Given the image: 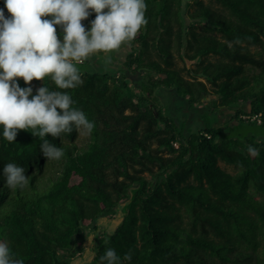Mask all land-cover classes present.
Instances as JSON below:
<instances>
[{"label":"trees","instance_id":"1","mask_svg":"<svg viewBox=\"0 0 264 264\" xmlns=\"http://www.w3.org/2000/svg\"><path fill=\"white\" fill-rule=\"evenodd\" d=\"M212 1L0 0V73L32 58L0 80V264H72L86 223L89 264H264V0ZM103 9L119 76L39 47L44 14L83 45ZM167 93L231 122L186 129Z\"/></svg>","mask_w":264,"mask_h":264},{"label":"crops","instance_id":"2","mask_svg":"<svg viewBox=\"0 0 264 264\" xmlns=\"http://www.w3.org/2000/svg\"><path fill=\"white\" fill-rule=\"evenodd\" d=\"M129 0H122L121 7L124 11L127 10V4ZM135 8H133L134 10ZM102 11V13H101ZM96 15V31L92 38L85 41V44H81V39L70 37L65 38L61 37L64 41L58 42L61 45H75V47L70 52H75V56L80 58L83 61V64H86L90 71H102L110 74L119 75L123 69L124 62L131 52L130 39L124 40L114 28L109 24L107 17V9L101 10ZM40 23L43 24L44 29L39 30L36 35L39 39V35L43 37L58 39L56 37V18L50 14L46 13L42 17ZM41 33V34H40ZM37 41V40H36ZM41 49H55L56 46H49L46 44H40L37 42ZM8 68V66L6 67ZM136 79V77H134ZM173 93V92H172ZM166 99H164L165 108L167 110H175V116L173 117L179 124L188 123L193 125V119L195 114L190 113L191 111H183L178 109V98L174 97L173 94L167 93ZM181 121V123H180ZM86 251L78 253L76 261L78 264H89L93 261V257L89 255L90 248L92 247L91 240L95 238L94 235H86ZM74 263V262H73ZM75 264V263H74Z\"/></svg>","mask_w":264,"mask_h":264},{"label":"rangeland","instance_id":"3","mask_svg":"<svg viewBox=\"0 0 264 264\" xmlns=\"http://www.w3.org/2000/svg\"><path fill=\"white\" fill-rule=\"evenodd\" d=\"M134 1V7H135V9L134 10H136V9H138V7L140 6V0H133ZM205 2H207V3H212L215 7H217V5L212 1V0H205ZM101 13H102V11H101ZM44 29V27H43V24L42 23H40V26H39V30H41V32H42V30ZM41 34V33H40ZM35 39L37 40V42L39 41L40 42V44H47L48 45V47L49 46H51V45H53V46H56V45H58L59 43L58 42H62V41H64L61 37H58V39H53V38H49V40L45 37H43V35L41 34V36L39 35V39H38V37L36 36L35 37ZM66 41V40H65ZM64 41V42H65ZM72 54H76L75 52H71ZM30 61H32V58L29 60V61H23L22 62V65H21V69H17L16 68V65L14 66V65H7L8 66V68H4V71H2L1 73H0V80H2V79H6V78H8L10 75H14V76H17V75H23L25 78H30L31 77V73L30 72H28V70H29V66H28V62H30ZM75 62V60H74V58H72L71 59V61H68V63H74ZM13 64V63H12ZM178 64L179 65H183V62L179 59L178 60ZM189 66H192V67H194V64H191V63H189ZM120 75V74H119ZM118 75V76H119ZM130 88L131 89H133V87H132V85L130 86ZM132 92V91H131ZM173 96L174 97H177L175 94H173ZM178 98V97H177ZM163 100H164V98H163ZM164 102V101H163ZM162 102V103H163ZM178 102H179V104H178V109L179 110H183V111H187V107L182 103V100L181 99H179L178 98ZM162 108H163V111H164V113H166V114H168V115H170L171 117H176L175 116V113H176V111L173 109V110H170V111H168L166 108H165V104L163 103L162 104ZM198 108V110L200 109V107H197ZM244 110H246V111H249V109H250V107H249V105L248 104H245L244 105ZM202 111H203V109H202ZM222 112V117L221 116H217V114H212L211 112H203V113H199L198 115H196V117H194V121H193V125H189L188 126V123H183L182 125H183V127L184 128H186V129H189V130H195V129H197V128H200L201 126H203V124L205 123V122H207V121H210V122H212V123H216L217 125H219V126H221V127H224L225 129L227 128V126L229 125V123L231 122V117H232V115H233V112L232 111H229V110H223V111H221ZM221 119V120H220ZM253 121H257L258 123H259V121H261L260 120V116H254V117H252L251 118ZM217 122H219V123H217ZM180 123H181V121H180ZM241 132L245 135V136H251L252 134H254V135H258V133H259V131H257L256 129H254V128H251V127H247V128H243L242 130H241ZM83 135L84 134H86V133H82ZM177 145H175V147L176 148H178L179 147V144L178 143H176ZM219 166L222 168V169H224L225 171H227V172H229V173H231V174H235V173H237V171H238V169L235 167V166H233V165H229V164H227V163H224V162H219ZM84 228H85V231H84V234H85V236L86 235H88V236H90L91 235V231H92V224L91 223H86L85 225H84ZM108 233H104V232H100L98 235H97V240H96V243L98 244L99 243V241H100V239H101V236H103V235H107ZM95 236V235H94ZM76 257L77 256H74V259H73V262L75 263V264H78V261H76L77 259H76ZM74 263H72V264H74ZM95 263V262H94Z\"/></svg>","mask_w":264,"mask_h":264},{"label":"built area","instance_id":"4","mask_svg":"<svg viewBox=\"0 0 264 264\" xmlns=\"http://www.w3.org/2000/svg\"><path fill=\"white\" fill-rule=\"evenodd\" d=\"M68 61H71V59H69ZM81 62H82V61L80 60L79 63H81ZM259 122H261V121H259ZM174 145H177V144L175 143Z\"/></svg>","mask_w":264,"mask_h":264}]
</instances>
